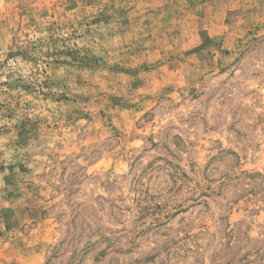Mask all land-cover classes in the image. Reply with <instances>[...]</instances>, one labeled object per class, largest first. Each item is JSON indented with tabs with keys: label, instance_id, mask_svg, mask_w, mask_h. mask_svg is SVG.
Here are the masks:
<instances>
[{
	"label": "rangeland",
	"instance_id": "374dc122",
	"mask_svg": "<svg viewBox=\"0 0 264 264\" xmlns=\"http://www.w3.org/2000/svg\"><path fill=\"white\" fill-rule=\"evenodd\" d=\"M0 264H264V0H0Z\"/></svg>",
	"mask_w": 264,
	"mask_h": 264
}]
</instances>
